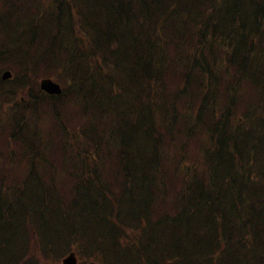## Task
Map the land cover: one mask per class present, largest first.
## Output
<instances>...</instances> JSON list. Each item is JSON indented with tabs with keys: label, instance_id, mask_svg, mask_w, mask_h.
I'll list each match as a JSON object with an SVG mask.
<instances>
[{
	"label": "trees",
	"instance_id": "16d2710c",
	"mask_svg": "<svg viewBox=\"0 0 264 264\" xmlns=\"http://www.w3.org/2000/svg\"><path fill=\"white\" fill-rule=\"evenodd\" d=\"M90 2L0 0L12 264H264V0ZM38 186L61 238L9 201Z\"/></svg>",
	"mask_w": 264,
	"mask_h": 264
},
{
	"label": "rangeland",
	"instance_id": "374dc122",
	"mask_svg": "<svg viewBox=\"0 0 264 264\" xmlns=\"http://www.w3.org/2000/svg\"><path fill=\"white\" fill-rule=\"evenodd\" d=\"M92 5L93 4L90 2V0H85L86 9ZM230 19L231 17H226V21ZM242 37L243 34L241 38ZM206 49L207 51L205 52L212 51L210 49V44L207 45ZM104 89H105V84H104ZM152 142L153 139L151 136L149 140L141 139L140 141L141 152L148 151L152 147L153 144ZM257 193L258 191H255V194ZM25 194H31L30 201L27 200L28 198H26V196L20 194H16L14 197L10 196L9 201L13 203L15 202L24 203L26 201L24 208H29V203H30L31 209L37 212L38 214V215H34L35 221L38 222L39 216L42 219V222L37 224V227L41 231V233L43 235L47 234L46 236H49L51 238H55V239L61 238L62 237L60 231L61 223L57 219L58 211L56 208L58 207L57 200L60 196L55 193L46 194L44 191H42V188H40L39 186L34 189L28 187L25 191ZM6 197L9 198V195L8 196L6 195ZM9 201H5V202L8 203ZM13 203L10 204L13 205ZM0 206L1 209L2 208L1 203ZM19 213L20 212L13 209V213L12 214L10 213V215H6L5 213L0 214V246H2V250L0 251V264H12L17 259V257L20 256V253L14 251L18 247H20V242L24 234L23 225L18 221L20 217ZM66 227L69 229L70 232H72L75 229V227L70 225H67ZM53 250L59 251L60 247L55 244L53 246Z\"/></svg>",
	"mask_w": 264,
	"mask_h": 264
},
{
	"label": "water",
	"instance_id": "95a60500",
	"mask_svg": "<svg viewBox=\"0 0 264 264\" xmlns=\"http://www.w3.org/2000/svg\"><path fill=\"white\" fill-rule=\"evenodd\" d=\"M10 72L6 71L2 75V79L6 80L10 78ZM40 88L42 91L48 93V94H60L61 89L59 85L55 82H53L51 79H43L40 81ZM63 264H77L76 258L73 253H70L66 258L62 260Z\"/></svg>",
	"mask_w": 264,
	"mask_h": 264
}]
</instances>
